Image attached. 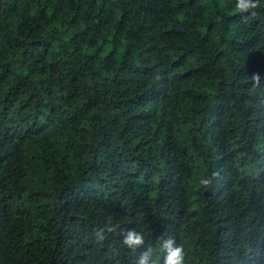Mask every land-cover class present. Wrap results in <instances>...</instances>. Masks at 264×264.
I'll list each match as a JSON object with an SVG mask.
<instances>
[{
  "label": "trees",
  "instance_id": "1",
  "mask_svg": "<svg viewBox=\"0 0 264 264\" xmlns=\"http://www.w3.org/2000/svg\"><path fill=\"white\" fill-rule=\"evenodd\" d=\"M259 3L0 0V264H264Z\"/></svg>",
  "mask_w": 264,
  "mask_h": 264
},
{
  "label": "clouds",
  "instance_id": "2",
  "mask_svg": "<svg viewBox=\"0 0 264 264\" xmlns=\"http://www.w3.org/2000/svg\"><path fill=\"white\" fill-rule=\"evenodd\" d=\"M260 7L261 5L259 3V0H235L232 12L235 15H240L243 19H251L257 16V9ZM246 13L248 14L247 16H245ZM251 80L254 83H259V74L254 73L251 77ZM207 183V180H201L202 185H206ZM117 228L118 225H111L109 219V223H106L102 228L95 232L96 241L98 243L104 241L107 238L106 233L116 232ZM122 235L123 239L121 243L127 249L135 250L136 248L144 244V237L140 233H137L135 230H129L125 233H122ZM161 247L167 253L164 257L165 264H183V249L179 246H174L173 240L164 241ZM151 254V249H148L145 253H143L140 257L139 264H143L144 260Z\"/></svg>",
  "mask_w": 264,
  "mask_h": 264
}]
</instances>
